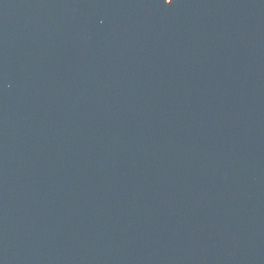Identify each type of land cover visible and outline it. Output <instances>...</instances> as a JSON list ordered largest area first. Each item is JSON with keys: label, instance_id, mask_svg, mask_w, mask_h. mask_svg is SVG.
Masks as SVG:
<instances>
[{"label": "water", "instance_id": "water-1", "mask_svg": "<svg viewBox=\"0 0 264 264\" xmlns=\"http://www.w3.org/2000/svg\"><path fill=\"white\" fill-rule=\"evenodd\" d=\"M0 264H264V0H0Z\"/></svg>", "mask_w": 264, "mask_h": 264}]
</instances>
